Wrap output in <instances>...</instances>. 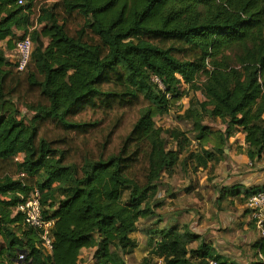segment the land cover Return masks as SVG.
Returning <instances> with one entry per match:
<instances>
[{
  "label": "trees",
  "instance_id": "trees-1",
  "mask_svg": "<svg viewBox=\"0 0 264 264\" xmlns=\"http://www.w3.org/2000/svg\"><path fill=\"white\" fill-rule=\"evenodd\" d=\"M76 17L83 27L70 29ZM26 37L31 60L17 72L15 45ZM189 93L179 119L191 124L194 139L156 127L154 118ZM29 96L38 101L28 104ZM138 104L139 117L116 151V124L78 162L63 148L68 134L87 136L100 124L73 121L81 113ZM211 121L225 129H212ZM46 123L62 138L41 136ZM236 132L245 135L240 153L252 165L264 160V0H0V264H81L84 250H94L93 264H126L145 221L154 225L140 264H228L210 244L191 247L198 237L188 229H158L166 204L157 199L162 176L176 167L190 161L196 172L224 163ZM166 133L175 150L166 149ZM191 141L195 149L186 153ZM34 190L53 221L51 251L17 211ZM259 192L264 185L237 195L247 204Z\"/></svg>",
  "mask_w": 264,
  "mask_h": 264
},
{
  "label": "crops",
  "instance_id": "crops-1",
  "mask_svg": "<svg viewBox=\"0 0 264 264\" xmlns=\"http://www.w3.org/2000/svg\"><path fill=\"white\" fill-rule=\"evenodd\" d=\"M185 123L191 130V124ZM206 125L214 130L225 129L218 121L206 122ZM244 139L242 132H236L224 149L225 162L214 168L209 166L196 172L191 168H178L177 173L181 174L182 180L175 183L176 186L172 185L175 197L162 199L168 204L160 211L163 217L157 226L160 230L172 226H178L181 231L188 229L198 237L191 247H197L201 242L210 244L228 264H258L259 260L262 263L260 255L264 257L260 253L264 238L255 228L246 203L240 201L243 195H237L264 185V160L252 165L240 153L245 148ZM176 177L173 176L172 181ZM172 181L166 179L163 183L171 186ZM222 190L225 197L217 203ZM176 201L180 204H175ZM142 223L154 225L152 221Z\"/></svg>",
  "mask_w": 264,
  "mask_h": 264
},
{
  "label": "rangeland",
  "instance_id": "rangeland-1",
  "mask_svg": "<svg viewBox=\"0 0 264 264\" xmlns=\"http://www.w3.org/2000/svg\"><path fill=\"white\" fill-rule=\"evenodd\" d=\"M83 27V21L81 20L80 17H76L73 20H70L69 22V28L70 29H77V28H82ZM204 80V77H200V82ZM184 86L179 87V89H183ZM193 96V93L188 94V98H183L180 102L176 104H172L170 107L169 113H167L164 116H156L154 118V122L156 124V127H160L165 131H170V130H180L182 132H185L188 134L189 138L191 140L194 139V135L190 134V129L187 123L183 122L179 118L182 116L184 108L187 107V102L188 99ZM195 96L199 99H201L200 93H195ZM195 97V98H196ZM194 98V97H193ZM26 101L28 104H33L38 101L37 96H29L27 97ZM144 104V103H143ZM143 104H138L137 106H134L129 109H125V111L121 110H114L112 113H105L102 114L101 112L93 113L91 111H85L81 113L78 117H76L73 121L75 122H81V123H88V124H93V123H100L96 129H94L93 132H91L87 136H74L73 134H68V139H70L69 143L67 146L63 148H69L71 149L74 153L75 156L72 158L75 162H78V156L77 154H83L87 151H94L96 146H99L104 142V139L107 134H109V131L113 128V126L116 124L118 125V130L116 131V134L113 136V142L111 145V151H116L120 145L121 141L131 130L133 124L136 122V120L139 117V110L144 106ZM16 107L21 114L22 118H25V121H30L32 116L30 114L24 113V104L22 101L16 99ZM23 114V115H22ZM107 115V116H105ZM41 136L51 140V139H57V138H62L63 133L54 127L52 123H46L41 127ZM163 138L166 141V149L168 150H175L176 149V142L172 140L171 138L168 137V134H164ZM196 143L194 141H191V144L187 146V151L186 153L192 151L195 149ZM186 153L183 152V156L186 155ZM189 164V165H188ZM187 168H190V166L194 165V162L187 163ZM218 166V165H217ZM216 166H213V168ZM178 168L181 167H176V175L174 174L173 176L176 177V179L172 181L173 176L167 177L166 175H163L160 182H159V196H158V201H162V199L165 198H171L174 196V193H172L173 187L172 185L178 184L177 182L181 181V174L177 173ZM203 173V172H202ZM170 180L172 181L171 186L167 185V183H163L164 180ZM211 182V179L209 180ZM176 186V185H175ZM175 197V196H174ZM173 197V199H174ZM165 204H168V202L164 201ZM175 204H180L179 201H176ZM174 204V206H176ZM172 205V207H174ZM149 226L147 223H140L139 224V231L134 234V238L137 242V249L133 252L131 255L124 256L126 264H140L143 260L148 255L149 249L146 243V232L147 228ZM92 254L93 252L90 250L84 251L82 253V258H81V264H93L92 261ZM259 263L261 261L259 260ZM158 264H161L160 262Z\"/></svg>",
  "mask_w": 264,
  "mask_h": 264
},
{
  "label": "built area",
  "instance_id": "built-area-1",
  "mask_svg": "<svg viewBox=\"0 0 264 264\" xmlns=\"http://www.w3.org/2000/svg\"><path fill=\"white\" fill-rule=\"evenodd\" d=\"M19 3L21 4L22 2ZM33 48V43L28 37L16 42L15 69L17 72H23L27 68L31 60ZM152 81L163 90L162 84L158 78L153 77ZM246 206L250 211L255 228L258 230L260 236L264 238V192L251 195L247 200ZM17 211L23 215L25 225L40 232V239L43 246L47 251H51L52 241L50 238V229L53 225V221L46 220L42 214L39 191L34 190L30 194V197L17 208ZM24 259L22 255L19 256L20 262H24ZM260 259L262 260V264H264V257L260 255ZM208 264L219 263L215 260H209Z\"/></svg>",
  "mask_w": 264,
  "mask_h": 264
}]
</instances>
